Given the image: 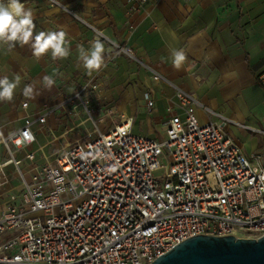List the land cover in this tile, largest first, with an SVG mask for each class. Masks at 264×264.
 I'll return each mask as SVG.
<instances>
[{"label": "built area", "instance_id": "2783aa9c", "mask_svg": "<svg viewBox=\"0 0 264 264\" xmlns=\"http://www.w3.org/2000/svg\"><path fill=\"white\" fill-rule=\"evenodd\" d=\"M258 80L264 86V71ZM100 87L89 82L68 101L91 118L83 95ZM175 96L183 117L169 111L162 140L133 134L125 115L100 127L107 110L91 119L92 132L35 170L15 150L34 141L31 126L44 116L1 136L0 180L11 165L17 185L0 208V264H150L198 234L264 235V164L244 155L226 131L230 120L199 124L194 96ZM145 101L150 114L153 102ZM22 131L33 140L18 146Z\"/></svg>", "mask_w": 264, "mask_h": 264}, {"label": "crops", "instance_id": "0c3cea01", "mask_svg": "<svg viewBox=\"0 0 264 264\" xmlns=\"http://www.w3.org/2000/svg\"><path fill=\"white\" fill-rule=\"evenodd\" d=\"M20 2L33 13V35L64 31L69 48L67 58L53 59L50 51L37 58L31 43L14 48L0 43V78L20 77L13 100L0 101V137L21 128L27 117L44 116L42 124L31 126L34 141L15 150L24 168L52 164L68 144L92 132L91 119L107 110L113 113L100 127H111L125 115L132 119L133 134L157 138L162 130L163 139L170 115L183 117L176 89L198 102L199 124L230 120L226 131L244 155L264 164V86L258 80L264 71V0ZM94 42L104 45V63L89 75L79 50ZM173 49L186 53L180 70L172 65ZM46 75L54 79L50 89L43 83ZM89 82L101 84L98 92L83 95L91 118L83 106L74 108L75 102L68 101ZM30 84L33 95L25 96ZM146 95L153 102L150 114ZM6 159L0 143V162ZM12 170L11 165L3 168L0 208L16 193Z\"/></svg>", "mask_w": 264, "mask_h": 264}, {"label": "clouds", "instance_id": "9594fccd", "mask_svg": "<svg viewBox=\"0 0 264 264\" xmlns=\"http://www.w3.org/2000/svg\"><path fill=\"white\" fill-rule=\"evenodd\" d=\"M35 27L31 9H26L20 0H8L6 4L4 0H0V43L8 44L10 48L16 47L17 44L23 46L31 43L32 54L37 58L49 51L53 59L68 57L69 48L64 31H40L33 35ZM104 52L105 48L101 42H94L89 49L80 48L79 60L89 75L102 67ZM171 55L173 67L180 70L187 58L185 51L173 49ZM19 81V76L14 80H9L7 76L0 78V101L13 100ZM43 83L50 89L54 84V79L46 75L43 77ZM33 92L34 86L31 84L23 89L25 96H32ZM32 140L33 136L29 131H22L19 133L16 144L19 146Z\"/></svg>", "mask_w": 264, "mask_h": 264}, {"label": "water", "instance_id": "95a60500", "mask_svg": "<svg viewBox=\"0 0 264 264\" xmlns=\"http://www.w3.org/2000/svg\"><path fill=\"white\" fill-rule=\"evenodd\" d=\"M150 264H264V235H195L176 244Z\"/></svg>", "mask_w": 264, "mask_h": 264}, {"label": "rangeland", "instance_id": "374dc122", "mask_svg": "<svg viewBox=\"0 0 264 264\" xmlns=\"http://www.w3.org/2000/svg\"><path fill=\"white\" fill-rule=\"evenodd\" d=\"M84 101H85V99H84ZM85 103H86V101H85ZM82 111L83 110L81 109V112ZM137 129L140 131H143V127H142L141 123L137 124ZM155 136L157 137L158 140H162V136H163L162 130H159V133L155 134ZM247 149H250L249 146H247Z\"/></svg>", "mask_w": 264, "mask_h": 264}]
</instances>
